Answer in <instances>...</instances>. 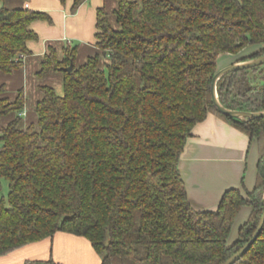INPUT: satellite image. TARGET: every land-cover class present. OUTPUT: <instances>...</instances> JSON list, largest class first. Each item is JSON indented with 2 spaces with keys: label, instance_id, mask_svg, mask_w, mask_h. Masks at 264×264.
<instances>
[{
  "label": "trees",
  "instance_id": "obj_1",
  "mask_svg": "<svg viewBox=\"0 0 264 264\" xmlns=\"http://www.w3.org/2000/svg\"><path fill=\"white\" fill-rule=\"evenodd\" d=\"M0 0V73L20 69L47 14ZM27 2L28 0H21ZM65 5L67 0H58ZM86 0H73L71 13ZM115 25L96 12L99 55L75 68L76 47L50 48L38 75H63V96L41 87L36 123L21 127L22 90L0 85V257L65 233L86 239L101 264H223L251 238L264 196V119H232L211 100L220 55L264 54V0H117ZM72 65L71 72L63 71ZM232 65V64H231ZM219 103L264 112V64L222 76ZM215 114L259 148L257 180L225 192L213 211L195 209L178 162L193 127ZM1 190V183H0ZM243 207L248 220L228 238ZM25 264H54L26 262ZM235 264H264V226Z\"/></svg>",
  "mask_w": 264,
  "mask_h": 264
},
{
  "label": "crops",
  "instance_id": "obj_2",
  "mask_svg": "<svg viewBox=\"0 0 264 264\" xmlns=\"http://www.w3.org/2000/svg\"><path fill=\"white\" fill-rule=\"evenodd\" d=\"M135 1V0H128ZM73 0L61 5L58 0H5L7 9L27 8L49 16L50 23L37 21L31 29L37 39L29 41L30 54L24 58L20 69L10 74L0 73V85L6 87V95L13 100L18 91L25 96L21 113V127L36 123L35 107L42 99L41 87L52 88L57 96H63V75L49 71L43 76L41 70L50 48L56 52L58 61L64 58V47H76L74 67L83 65L88 58L99 55L96 48V12L104 9L109 22L115 25L114 11L117 0H86L71 13ZM15 115L3 117L0 126H5ZM259 148L248 136L225 119L208 114L196 124L187 139L178 162L191 205L200 211H213L223 194L232 189L251 191L257 180ZM250 208L243 207L231 230L239 228L248 220ZM230 233V235H231ZM54 264H101L100 257L90 243L81 237L57 233L52 238L26 245L0 257V264H25L47 262Z\"/></svg>",
  "mask_w": 264,
  "mask_h": 264
},
{
  "label": "water",
  "instance_id": "obj_3",
  "mask_svg": "<svg viewBox=\"0 0 264 264\" xmlns=\"http://www.w3.org/2000/svg\"><path fill=\"white\" fill-rule=\"evenodd\" d=\"M262 64H264V54L258 58L253 59V60L229 65V66L222 68L216 72V74L214 75L212 82H211V100H212V104H213L215 110L219 114H221L225 117L232 118V119H242V118H248V119L262 118V119H264V112L245 113V112L231 111V110L224 108L219 103L218 98H217V94H216V83L222 76H224L230 72L258 67ZM63 71L71 72L72 71V65H70L68 68H64ZM261 203H262L261 217L259 219L256 230L252 234L251 238L242 246V248L239 251H237L235 254H233L223 264H235L241 257H243L247 253V251L250 249L252 244L259 237L260 233L262 232L263 226H264V196L262 198Z\"/></svg>",
  "mask_w": 264,
  "mask_h": 264
},
{
  "label": "rangeland",
  "instance_id": "obj_4",
  "mask_svg": "<svg viewBox=\"0 0 264 264\" xmlns=\"http://www.w3.org/2000/svg\"><path fill=\"white\" fill-rule=\"evenodd\" d=\"M262 46H255L251 45L246 47L244 50H242L240 53L236 55H220L218 56L217 60V71L225 68L231 64H233L236 60H239L241 57H246L253 55L257 53L258 51H261ZM1 183V190H0V200L3 199L5 202H7V195H8V183L4 179H0ZM240 193L245 196V192L243 189H238ZM237 238V228L233 229L231 235L228 238V243L231 244L233 243Z\"/></svg>",
  "mask_w": 264,
  "mask_h": 264
}]
</instances>
